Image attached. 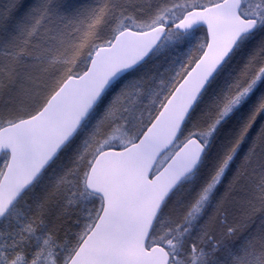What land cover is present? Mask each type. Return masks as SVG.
Returning <instances> with one entry per match:
<instances>
[{"label":"snow or ice","instance_id":"snow-or-ice-1","mask_svg":"<svg viewBox=\"0 0 264 264\" xmlns=\"http://www.w3.org/2000/svg\"><path fill=\"white\" fill-rule=\"evenodd\" d=\"M262 120L264 0H9L0 264H264Z\"/></svg>","mask_w":264,"mask_h":264},{"label":"trees","instance_id":"trees-1","mask_svg":"<svg viewBox=\"0 0 264 264\" xmlns=\"http://www.w3.org/2000/svg\"><path fill=\"white\" fill-rule=\"evenodd\" d=\"M89 2H92V0H89ZM8 4H9V0H0V8H4ZM261 122H264V120H262ZM257 127H258V125H257ZM2 160H3V157L0 158V163H2Z\"/></svg>","mask_w":264,"mask_h":264},{"label":"water","instance_id":"water-1","mask_svg":"<svg viewBox=\"0 0 264 264\" xmlns=\"http://www.w3.org/2000/svg\"><path fill=\"white\" fill-rule=\"evenodd\" d=\"M205 32H206V30H205ZM1 155H2V154H0V157H1Z\"/></svg>","mask_w":264,"mask_h":264}]
</instances>
